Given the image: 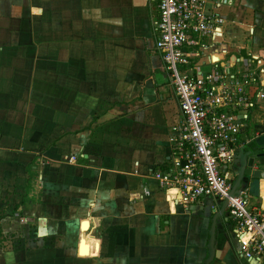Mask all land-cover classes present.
<instances>
[{
	"label": "crops",
	"instance_id": "1",
	"mask_svg": "<svg viewBox=\"0 0 264 264\" xmlns=\"http://www.w3.org/2000/svg\"><path fill=\"white\" fill-rule=\"evenodd\" d=\"M245 6L257 12L230 22L223 3L220 13L250 50L238 36L224 45L223 25L218 51L261 62L264 0ZM156 22L157 0H0V235L19 216L48 235L0 249V264H256L225 210L186 207L153 178L179 120ZM244 137L264 172V98ZM244 189L264 212V178Z\"/></svg>",
	"mask_w": 264,
	"mask_h": 264
},
{
	"label": "built area",
	"instance_id": "2",
	"mask_svg": "<svg viewBox=\"0 0 264 264\" xmlns=\"http://www.w3.org/2000/svg\"><path fill=\"white\" fill-rule=\"evenodd\" d=\"M228 2L157 0L155 49L178 101L179 120L170 129L169 160L153 178L160 188L175 189L186 207L209 199L221 209L226 202L242 257L264 264V212L250 205L244 188L231 194L236 156L248 143L247 116L255 96L264 98V60L232 59L218 51L225 23L220 8Z\"/></svg>",
	"mask_w": 264,
	"mask_h": 264
},
{
	"label": "rangeland",
	"instance_id": "3",
	"mask_svg": "<svg viewBox=\"0 0 264 264\" xmlns=\"http://www.w3.org/2000/svg\"><path fill=\"white\" fill-rule=\"evenodd\" d=\"M227 1H229L228 4L231 7H230L229 14H227L226 20H228L230 22H233L236 19L237 12L240 13V16H242V17L246 15V11L249 13L250 12H257V10H254V11L249 10L248 11V7L245 6L246 0H227ZM233 26L235 28V25H232L231 23H229V24L226 23L224 25V28H227L226 29V31H227L228 28L233 29ZM234 31L236 32L235 34L231 30L227 31L226 32L227 35L224 32V36H223L224 45L229 46L231 44L227 40V37H229L228 39H230V41L232 39V42H234V38L238 36L239 41L240 40L243 41L244 47H247V49L250 50L251 45H252V39L245 38V37L242 39V36H241L242 33H246V31H244L242 33L241 32L237 33L238 30H235V29H234ZM248 33H249V31H248ZM231 37H233V38H231ZM220 41L222 42V40H220ZM230 55H231V53H230ZM241 55H243V54H241ZM235 57H238V56L235 55L234 57H231V58L234 59ZM169 86H170V83H169ZM14 205L15 204H13L11 207H13ZM5 211H4V215H1L2 217L7 216V214H5ZM11 213H12V210H11ZM17 219H18V222L16 221L17 225H16L15 230L8 231L7 233L0 235V249L1 250H3V251L6 250V251H10V252L25 251V250L37 248V247L41 246L42 243L45 242L43 240H46L48 235H44L45 232L43 230H41V228L38 226V222H36L34 225H32V223H27L24 220V217L19 216V218H17ZM46 231L49 232L48 230H46Z\"/></svg>",
	"mask_w": 264,
	"mask_h": 264
},
{
	"label": "water",
	"instance_id": "4",
	"mask_svg": "<svg viewBox=\"0 0 264 264\" xmlns=\"http://www.w3.org/2000/svg\"><path fill=\"white\" fill-rule=\"evenodd\" d=\"M222 56L214 57L215 60H220ZM255 60V59H254ZM251 147V140H248V143L244 148L240 149L236 156L235 166L238 167V171L235 172V181L233 184V189L231 194L237 193L238 189L245 188L249 180H257L264 178L263 168L256 166L259 164L258 160L260 159L259 155L253 153ZM226 207V202L221 206V210L224 211Z\"/></svg>",
	"mask_w": 264,
	"mask_h": 264
},
{
	"label": "trees",
	"instance_id": "5",
	"mask_svg": "<svg viewBox=\"0 0 264 264\" xmlns=\"http://www.w3.org/2000/svg\"><path fill=\"white\" fill-rule=\"evenodd\" d=\"M16 210H17V209H14L13 214L16 213Z\"/></svg>",
	"mask_w": 264,
	"mask_h": 264
}]
</instances>
